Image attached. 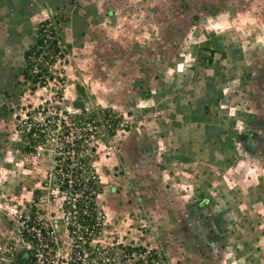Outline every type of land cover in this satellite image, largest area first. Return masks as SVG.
<instances>
[{
	"label": "rangeland",
	"instance_id": "374dc122",
	"mask_svg": "<svg viewBox=\"0 0 264 264\" xmlns=\"http://www.w3.org/2000/svg\"><path fill=\"white\" fill-rule=\"evenodd\" d=\"M25 10L20 51L4 55L15 64L0 71V237L14 199L55 213L70 201L57 178L85 176L100 227L84 237L98 261L264 264V0ZM43 20L59 40L33 83L22 54ZM24 123L48 128L39 158L22 151ZM76 136L87 140L81 173L62 164L74 163Z\"/></svg>",
	"mask_w": 264,
	"mask_h": 264
},
{
	"label": "built area",
	"instance_id": "2783aa9c",
	"mask_svg": "<svg viewBox=\"0 0 264 264\" xmlns=\"http://www.w3.org/2000/svg\"><path fill=\"white\" fill-rule=\"evenodd\" d=\"M66 121L67 119H65ZM24 125L27 134L24 135V130L21 131L19 139H25L28 134L32 133L30 137L28 136L30 143L26 144L24 148L31 149L29 154H34L36 158H39L44 139L40 135L46 137L48 128L46 125V127L25 123ZM111 127L108 125L107 128L111 129ZM91 138L93 137L91 136ZM86 142L87 140L85 141L82 136H76L75 139L70 138V141H67L74 163L69 165L65 161L62 163L63 166L75 167V171L81 173L82 167L79 160L83 158L82 151ZM57 162L54 169L56 172L61 162L60 159ZM84 177L75 176L70 180L57 178V182L63 186L68 181V189L61 192L68 194L70 201L56 209L55 213L44 211L36 205H16L15 203L19 204V201L14 199L15 203L12 204L4 217L6 232L0 237V264L116 263L114 259L109 258L98 261L90 251L86 250L89 238L85 239L84 235L90 237L99 233L97 230L100 227V218L94 214L95 207L92 198L94 191L91 190L87 195V189L81 183V179ZM77 180L80 183L75 186Z\"/></svg>",
	"mask_w": 264,
	"mask_h": 264
},
{
	"label": "crops",
	"instance_id": "0c3cea01",
	"mask_svg": "<svg viewBox=\"0 0 264 264\" xmlns=\"http://www.w3.org/2000/svg\"><path fill=\"white\" fill-rule=\"evenodd\" d=\"M31 2L34 3V0H0V71L9 68V66L13 67L15 64L14 60L17 55L9 57L11 59L9 63L6 62L4 55H13L20 51L22 30L19 29V26L15 27V24L33 17L31 13H28V10H25V15L20 12L22 5L30 6ZM1 83L2 81H0Z\"/></svg>",
	"mask_w": 264,
	"mask_h": 264
},
{
	"label": "trees",
	"instance_id": "16d2710c",
	"mask_svg": "<svg viewBox=\"0 0 264 264\" xmlns=\"http://www.w3.org/2000/svg\"><path fill=\"white\" fill-rule=\"evenodd\" d=\"M32 5H33V3L31 2L30 6H32ZM25 9H26V6L24 7V5H22L20 7V12H21L22 15H25L24 14ZM22 24H23V21H20L19 24H15V27L19 26V29H22V27H21ZM49 26H50L49 20H43L42 21L41 27H40L39 33H38L36 46L35 47H28L26 50L23 51V54H22V59H23V61L25 63V67L21 69L20 72H22V73H21L20 76H22L26 80H31L33 83H38L39 82V78L41 76L40 73H31V72L33 71V68L35 66H37V60L40 57L43 58L42 53L44 52V49L46 47H48V44H49V47L54 48L55 51H57L56 47H57V43H58L59 38L57 37L56 31H51L50 35L46 34V33H49V31H48V29H49L48 27ZM22 40H20L21 44H22ZM211 54H214V53H211ZM208 61H209V63H213V60H212L211 57L208 59ZM31 134L32 133L28 134L27 137L28 136L30 137ZM30 150L31 149L24 148L22 151L25 152V153H29V152H31ZM67 183H68V181L62 187V188H64V190L68 189ZM79 183H80L79 180L75 181V186L77 184H79ZM81 183L87 189L86 190V194L87 195L90 193L91 190L95 191V187L93 186V180L92 179H88L87 177H84L83 179H81ZM92 198L94 199L95 196L93 195ZM127 251H129V250H127Z\"/></svg>",
	"mask_w": 264,
	"mask_h": 264
},
{
	"label": "clouds",
	"instance_id": "9594fccd",
	"mask_svg": "<svg viewBox=\"0 0 264 264\" xmlns=\"http://www.w3.org/2000/svg\"><path fill=\"white\" fill-rule=\"evenodd\" d=\"M127 251V250H126Z\"/></svg>",
	"mask_w": 264,
	"mask_h": 264
}]
</instances>
